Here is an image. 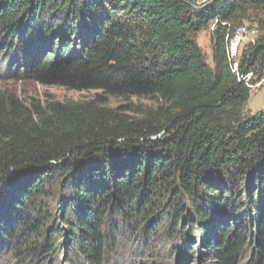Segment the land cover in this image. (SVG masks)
Segmentation results:
<instances>
[{"label":"trees","instance_id":"obj_1","mask_svg":"<svg viewBox=\"0 0 264 264\" xmlns=\"http://www.w3.org/2000/svg\"><path fill=\"white\" fill-rule=\"evenodd\" d=\"M250 11L264 14V0H0L6 48L37 47L34 60L44 51L30 76L102 91L31 106L0 91V197L8 202L0 232L9 234L10 219L20 234L39 233L37 197L66 176L62 186L74 189L66 206L78 218L63 211L61 219L89 264L103 262L107 212L144 201L149 222L167 200L176 217L199 223L218 264H240L249 247L250 264H264V108L246 112L253 90L240 80L264 77V36L241 52L240 67L230 56V24ZM212 20L214 68L197 42ZM109 95L160 103L114 108ZM228 218L242 223L234 229ZM16 241L17 254L37 259L55 248Z\"/></svg>","mask_w":264,"mask_h":264},{"label":"rangeland","instance_id":"obj_2","mask_svg":"<svg viewBox=\"0 0 264 264\" xmlns=\"http://www.w3.org/2000/svg\"><path fill=\"white\" fill-rule=\"evenodd\" d=\"M191 1L196 7L209 3V0ZM215 24L216 21L212 20L197 34V42L202 48L204 58L212 68L215 66L212 44ZM241 25L258 27L259 34L256 40L264 36V14L262 12L250 11L245 17L239 16L235 22H231L230 28L236 31ZM4 40L0 34V91L8 90L16 93L29 106L33 103L46 105L50 101H84L95 97L96 93L102 92L96 89L79 90L62 85L42 83L36 78L34 79L30 76V71L40 64L44 51L36 60H34L35 58L29 59L28 55L35 52L37 47L15 46L7 49ZM236 43L231 39L230 54L232 59L238 63L237 53L234 50ZM249 43L248 41L243 43L241 52ZM45 55L46 52L43 56ZM50 63L51 65L56 64V57ZM130 102L141 108H145V106L157 107L160 103L156 96L132 97L130 100L108 96V105L114 108L122 107ZM263 107L264 87L253 90L246 112L254 113ZM133 115L138 116L137 114ZM65 177L54 178L52 183L47 184L42 195L37 197L38 210L34 211L33 216L40 213L37 216V223L42 226L39 233L28 230L25 234H20L13 220L11 222L10 219H5L6 230L4 231L17 235L10 238L9 234L6 235L1 230L0 264H89L79 250V243L76 240L78 233H67L68 227L63 224L61 219L63 211H66L67 216L74 221L78 218L76 212L66 206L68 199L74 194V189L72 186L66 188L62 186ZM67 178L69 179L70 176ZM242 184H246V180ZM13 191L17 192L16 185ZM178 199L187 207L190 205V201L186 199L185 195H179ZM6 202L5 197H0V214L3 209L2 204ZM147 209L144 207L143 201L125 210L121 209L120 211L116 207L107 212L105 225L102 229L107 235L108 242L102 264H218L209 253L208 246L203 244L204 237L199 230L198 222H192L185 213L182 218L176 217V209L169 204L168 200L149 222L145 219ZM5 215H8V212ZM216 216L218 220L226 219L221 212L216 213ZM225 223L233 225V228L236 229L237 225L242 222L228 218ZM53 228L60 230L53 235ZM49 238L51 239L48 240ZM28 239L43 246L50 243L55 248L41 259L32 258L29 254L22 256L21 252L17 254L15 241L18 244H25ZM47 248L49 247L44 248L45 252ZM24 251L26 250H23V253ZM251 252L252 249L247 248L242 254L240 264H250Z\"/></svg>","mask_w":264,"mask_h":264},{"label":"built area","instance_id":"obj_3","mask_svg":"<svg viewBox=\"0 0 264 264\" xmlns=\"http://www.w3.org/2000/svg\"><path fill=\"white\" fill-rule=\"evenodd\" d=\"M218 23V21H216V24ZM216 24L214 25V29L216 27ZM226 24V23H223ZM259 34V29L257 27H249L248 25H241L239 28V33H238V40L236 45L234 46V50L237 53V58H238V67L241 66V48L242 45L245 41L251 42V43H255L256 42V38ZM254 77V73L253 72H249L245 75H241L240 74V80L245 81L249 87H251L252 90H257V89H261L262 87H264V77H262L261 79L257 80L256 82H253L252 79Z\"/></svg>","mask_w":264,"mask_h":264},{"label":"bare ground","instance_id":"obj_4","mask_svg":"<svg viewBox=\"0 0 264 264\" xmlns=\"http://www.w3.org/2000/svg\"><path fill=\"white\" fill-rule=\"evenodd\" d=\"M238 33H239V29L235 32V34H234V36H233V38H232V42H233V40L235 41V42H237V40H238ZM231 52V51H230ZM230 56H232L231 54H230Z\"/></svg>","mask_w":264,"mask_h":264},{"label":"clouds","instance_id":"obj_5","mask_svg":"<svg viewBox=\"0 0 264 264\" xmlns=\"http://www.w3.org/2000/svg\"><path fill=\"white\" fill-rule=\"evenodd\" d=\"M209 2H210V0H209Z\"/></svg>","mask_w":264,"mask_h":264},{"label":"crops","instance_id":"obj_6","mask_svg":"<svg viewBox=\"0 0 264 264\" xmlns=\"http://www.w3.org/2000/svg\"><path fill=\"white\" fill-rule=\"evenodd\" d=\"M264 108V107H263Z\"/></svg>","mask_w":264,"mask_h":264}]
</instances>
